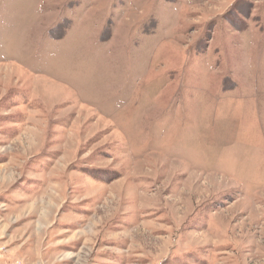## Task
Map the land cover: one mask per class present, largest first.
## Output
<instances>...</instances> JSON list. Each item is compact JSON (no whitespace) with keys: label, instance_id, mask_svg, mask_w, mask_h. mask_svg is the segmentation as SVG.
Here are the masks:
<instances>
[{"label":"rangeland","instance_id":"obj_1","mask_svg":"<svg viewBox=\"0 0 264 264\" xmlns=\"http://www.w3.org/2000/svg\"><path fill=\"white\" fill-rule=\"evenodd\" d=\"M0 264H264V0H0Z\"/></svg>","mask_w":264,"mask_h":264}]
</instances>
